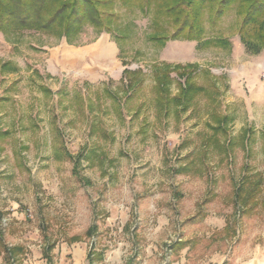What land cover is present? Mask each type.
<instances>
[{
  "label": "rangeland",
  "instance_id": "obj_1",
  "mask_svg": "<svg viewBox=\"0 0 264 264\" xmlns=\"http://www.w3.org/2000/svg\"><path fill=\"white\" fill-rule=\"evenodd\" d=\"M114 10V34L86 26L76 45L0 32V264H48L51 245L52 264H88L92 247L95 264H264V50L247 52L239 3L216 25L206 8L201 41L165 45L153 10ZM161 63L200 65L219 97L158 118Z\"/></svg>",
  "mask_w": 264,
  "mask_h": 264
},
{
  "label": "trees",
  "instance_id": "obj_2",
  "mask_svg": "<svg viewBox=\"0 0 264 264\" xmlns=\"http://www.w3.org/2000/svg\"><path fill=\"white\" fill-rule=\"evenodd\" d=\"M123 5H137L142 12L153 10L152 30L149 40L165 45L169 40L201 41L205 35L204 14L208 8L210 21L216 25L230 6L239 3V14L242 15L240 36L247 52L259 54L264 50V0H120ZM116 0H0V32L22 33L35 31L59 39L65 38L71 45H76L86 26H91L98 33H115V25L119 14L114 10ZM169 26V28H167ZM169 29L172 31L170 32ZM123 38V36H120ZM219 43H223L219 40ZM5 63L4 68H10ZM207 72L200 69L196 63H161L152 66L154 79L155 101L157 117L167 116L171 107L187 111L193 100L202 93L213 99L219 97L220 87L213 81L209 86L199 84L194 74ZM202 72V73H203ZM177 74L180 80L177 93L173 92L172 85L177 81L172 76ZM144 76L142 70L125 69L123 81L128 80L127 88L137 86L134 76ZM144 79H139V84ZM45 91L49 90L44 88ZM108 93V91H107ZM112 96V95H111ZM212 110V118H216L217 125L212 126L219 132L227 123L228 117L218 115ZM74 162L79 161L80 155L73 157ZM260 182V181H259ZM259 182L256 186H259ZM98 230L97 225L89 229V234ZM16 248L9 249V256L16 260ZM53 245L45 250L48 263H52L51 252ZM104 259V250L95 251L92 247L88 254L89 264Z\"/></svg>",
  "mask_w": 264,
  "mask_h": 264
},
{
  "label": "crops",
  "instance_id": "obj_3",
  "mask_svg": "<svg viewBox=\"0 0 264 264\" xmlns=\"http://www.w3.org/2000/svg\"><path fill=\"white\" fill-rule=\"evenodd\" d=\"M69 44V43H68ZM90 251V250H89ZM88 254H89V252L87 253V260H88ZM48 261V260H47ZM48 264H50V263H48ZM52 264V263H51ZM88 264H89V261H88ZM242 264H252V259H250V260H248V261H245V262H243Z\"/></svg>",
  "mask_w": 264,
  "mask_h": 264
},
{
  "label": "bare ground",
  "instance_id": "obj_4",
  "mask_svg": "<svg viewBox=\"0 0 264 264\" xmlns=\"http://www.w3.org/2000/svg\"><path fill=\"white\" fill-rule=\"evenodd\" d=\"M101 60H103V59H101Z\"/></svg>",
  "mask_w": 264,
  "mask_h": 264
}]
</instances>
